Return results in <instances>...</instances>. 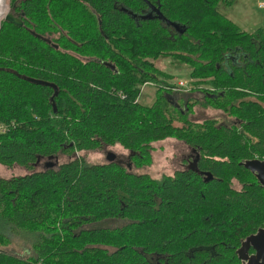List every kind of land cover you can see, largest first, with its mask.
<instances>
[{
  "label": "trees",
  "instance_id": "1",
  "mask_svg": "<svg viewBox=\"0 0 264 264\" xmlns=\"http://www.w3.org/2000/svg\"><path fill=\"white\" fill-rule=\"evenodd\" d=\"M62 1L61 9L48 5V13L36 6L35 32L54 30L59 49L33 37L25 19L20 27L1 22L0 123L6 128L0 130V163L32 168L38 156L119 144L140 164L149 159L153 141L174 137L198 151V169L210 171L212 178L204 181L197 172L183 170L156 179L80 156L57 167L0 177V226L12 223L39 233L31 245L34 255L0 249V264H149L140 249H155L169 232L171 244H177L187 229L173 226L182 220L178 215L258 207L252 198L264 195L239 161L264 155V28L244 31L217 9L234 0H131L134 6L129 0L130 7L153 8L157 18L136 26L132 17L124 19L112 9L104 21L111 43L101 45L80 38L91 30L79 26L75 1ZM74 53L95 57L82 61ZM160 56L189 66V76L204 89V103L238 123L190 120L183 112L189 110V98L175 104L169 87L160 84L152 103L140 102L143 82L167 76L153 64ZM10 70L56 83V110L51 86ZM234 177L245 189L231 187ZM106 218L126 221L82 227ZM7 241L0 230V247ZM182 252L176 253L182 259L178 264Z\"/></svg>",
  "mask_w": 264,
  "mask_h": 264
},
{
  "label": "flooded vegetation",
  "instance_id": "2",
  "mask_svg": "<svg viewBox=\"0 0 264 264\" xmlns=\"http://www.w3.org/2000/svg\"><path fill=\"white\" fill-rule=\"evenodd\" d=\"M74 1L75 8H78L79 26L91 30L90 33L82 34L80 38L83 41L91 39L94 43L101 45L104 43H111L112 36L111 33H109L110 28L107 30L104 21L105 19L107 20V18L110 20L112 9L119 11L121 17L125 15L124 19L132 17L136 26H141L145 19L157 18V12H155L153 8L148 9V7L145 8L143 5H138L136 8L130 7L128 6L129 0H98L97 5L95 4L96 0ZM23 3L26 4V11L22 9ZM62 3V0H11L8 11L22 22H24L25 19V22H27V25H25L27 31L33 35V37H37L34 33L42 35L35 32V25L38 23V16L36 13L37 4L45 6L44 11L48 13V5L57 4L61 9ZM131 3L132 5L134 4L132 1ZM46 13H43L41 19L44 24L46 22V18H44ZM169 26L175 27L173 25ZM45 31L46 33L42 36L51 41L50 44H46L54 49H59V43L57 41L59 37L56 36V32L51 29H46ZM51 44H56L57 47L55 48ZM73 55L82 61L95 57L93 55L87 56L82 53H74ZM30 67L32 68L33 66L30 65ZM168 98L172 101L173 97L168 96ZM102 146L104 147V145ZM131 152L132 151L127 149L125 158L119 157L116 154L117 159L120 160L119 164L122 165L125 170L138 174L135 169H138L139 165L131 161L133 156ZM50 155L40 156L34 163V166L43 165V169L57 167L59 165L57 153L52 154V156ZM51 158L54 160H49ZM246 158L264 160V155L261 157L259 154H254ZM198 159V151L194 147H191L189 152L184 153L183 157L179 160V166L174 168L170 174L166 175H173L177 171L193 170L204 179V171L206 170L201 171L198 169ZM240 161L239 164L242 165ZM193 165H196L195 167L197 169H193ZM242 166L246 168L244 165ZM246 169L251 174L250 182L256 184L264 195V185L258 180L256 173L248 168ZM230 183L235 191H241L242 188L245 187L244 182L235 177L231 179ZM252 200H255L259 206H250L251 211L247 208L244 210L238 209V211L232 213L203 214L198 212L195 215L192 213L180 214L177 218H181L182 220L174 222L173 226L186 227L187 229L182 237L179 236V238L175 240L177 244H171L173 238L171 236L169 237L171 234L169 232L168 236L158 239L155 249L146 250L142 247L140 252L149 264H178L182 259H178L176 253L181 251H183L184 260L180 264H264V212L260 211V207L264 206V196L252 198ZM164 216L175 217L177 215L166 214ZM213 218L215 219L213 220ZM179 234H181V231L177 235Z\"/></svg>",
  "mask_w": 264,
  "mask_h": 264
},
{
  "label": "rangeland",
  "instance_id": "3",
  "mask_svg": "<svg viewBox=\"0 0 264 264\" xmlns=\"http://www.w3.org/2000/svg\"><path fill=\"white\" fill-rule=\"evenodd\" d=\"M11 0H7L8 7ZM259 3H264V0H234L231 5H225L220 3L217 6L219 12L225 15L227 18L236 23L242 30L247 32H253L256 29L264 28V7H258ZM1 24V22H0ZM1 27V26H0ZM155 68L166 73V77H160L162 81L158 80L147 81L141 84V91L138 96V100L144 104H150L153 102L157 90L158 84L163 87H168L170 84H174L179 79L187 80L184 87L178 91H173L169 87L168 95L172 96V101H179L181 104L189 98V110L184 109V113L190 120H201L207 117H216L221 124L238 123L237 118L228 116L219 109L212 108L204 103L203 91L201 84L194 82L196 79L189 76L190 67L175 61L170 56H160L153 61ZM168 83V84H165ZM164 91V90H163ZM198 99V103H194L193 100ZM191 146L187 145L182 140L174 137H166L161 140L153 141L149 147V159L144 160L139 165L138 169H135L137 173H146L152 178L160 179L166 174H170L174 168L179 166V160L183 157L184 153H188ZM114 151L119 157L125 158L127 149L119 144L107 145L81 150L79 152H59L58 163L66 161L71 157H82L87 163L106 162L105 154L106 150ZM193 152V151H192ZM194 153V152H193ZM49 160H54L53 158ZM43 165L32 166V168H26L18 164L5 165L0 163V177H10L12 175L23 174L34 170L43 169ZM125 219L106 218L99 220L98 222L87 223L83 225V228L94 226H117L124 223ZM1 232L8 238L7 243L0 247L1 250L14 254L16 256L28 257L34 255L32 249V243L39 237L38 232L29 231L21 228L20 226L13 225L12 223H1ZM111 249V248H110ZM34 264H45L41 260L36 261Z\"/></svg>",
  "mask_w": 264,
  "mask_h": 264
},
{
  "label": "water",
  "instance_id": "4",
  "mask_svg": "<svg viewBox=\"0 0 264 264\" xmlns=\"http://www.w3.org/2000/svg\"><path fill=\"white\" fill-rule=\"evenodd\" d=\"M2 21L12 23L18 27L22 26V24H23V22L20 19L15 18L11 14L10 11L7 12V14L3 17ZM168 22L171 25L178 27L177 23L170 22V21H168ZM34 35L37 36L38 38L42 39L43 41H45L48 44H50V42H51L50 39L43 37L42 35H39L36 33H34ZM51 45L55 48L57 47L56 44H51ZM10 72L15 73L18 77H23V78H25L31 82L51 86L53 88V93L50 95V100H51L53 110L54 111L56 110L57 107H56V103L54 101V96L58 93V86L56 85V83H54L52 81L36 78V77H27L25 75L18 74L17 72H15L13 70H10ZM174 103L176 104V101ZM104 146H107V144H104ZM131 153H134V152L132 151ZM50 156H52V154ZM39 158H40V156H38L36 160H38ZM105 158H106V162H113V163H117V164L120 163V160L117 159L116 153L110 149L106 150ZM240 163L242 165H244L246 168L250 169L252 172H255L256 176L258 177V180L264 185V160L254 159V158H246V159H243L242 161H240ZM195 166L196 165H193L192 168L197 169ZM204 175H205L204 176L205 181H208L212 177V174L210 173V171H204Z\"/></svg>",
  "mask_w": 264,
  "mask_h": 264
},
{
  "label": "built area",
  "instance_id": "5",
  "mask_svg": "<svg viewBox=\"0 0 264 264\" xmlns=\"http://www.w3.org/2000/svg\"><path fill=\"white\" fill-rule=\"evenodd\" d=\"M258 7L263 8L264 3H259ZM186 83H187V80L179 79L176 82H174V84H170V86L168 87H170L173 91H178L180 88L184 87ZM4 128H6V124L0 123V130H3Z\"/></svg>",
  "mask_w": 264,
  "mask_h": 264
},
{
  "label": "bare ground",
  "instance_id": "6",
  "mask_svg": "<svg viewBox=\"0 0 264 264\" xmlns=\"http://www.w3.org/2000/svg\"><path fill=\"white\" fill-rule=\"evenodd\" d=\"M9 10L7 0H0V21L7 14Z\"/></svg>",
  "mask_w": 264,
  "mask_h": 264
},
{
  "label": "crops",
  "instance_id": "7",
  "mask_svg": "<svg viewBox=\"0 0 264 264\" xmlns=\"http://www.w3.org/2000/svg\"><path fill=\"white\" fill-rule=\"evenodd\" d=\"M0 22H2V20Z\"/></svg>",
  "mask_w": 264,
  "mask_h": 264
}]
</instances>
